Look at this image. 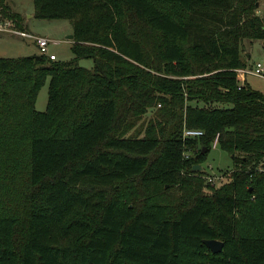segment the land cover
I'll use <instances>...</instances> for the list:
<instances>
[{"label": "trees", "instance_id": "obj_1", "mask_svg": "<svg viewBox=\"0 0 264 264\" xmlns=\"http://www.w3.org/2000/svg\"><path fill=\"white\" fill-rule=\"evenodd\" d=\"M33 3L73 57L0 56V264H264V93L236 71L264 0ZM215 137L219 185L192 169Z\"/></svg>", "mask_w": 264, "mask_h": 264}, {"label": "rangeland", "instance_id": "obj_2", "mask_svg": "<svg viewBox=\"0 0 264 264\" xmlns=\"http://www.w3.org/2000/svg\"><path fill=\"white\" fill-rule=\"evenodd\" d=\"M7 1L11 9L20 14L21 24L26 31L32 34L47 36L50 39L48 49L56 55V59L69 60L73 57L70 49L71 39L66 37L67 34L72 32L70 19L46 18L35 15L33 0ZM258 12L260 13L261 10H258ZM0 18H3L2 15H0ZM4 18L8 17L4 16ZM33 53H38V47L32 37L0 30V56H20ZM241 54L247 60L246 67H253L259 61L264 69V39H245L241 44ZM78 63L91 67L93 60L90 57H84L80 58ZM245 78L246 82L252 87L264 93V77L246 73ZM48 80L49 77L41 85L36 96L35 107L39 110L45 109L46 106ZM149 115H143L140 121L144 123ZM202 166L207 173L205 175L206 181L211 182L210 177L215 175L213 184L219 185L228 177V172L232 168V159L226 150L220 148L218 145H211L207 151L206 158L202 162Z\"/></svg>", "mask_w": 264, "mask_h": 264}, {"label": "built area", "instance_id": "obj_3", "mask_svg": "<svg viewBox=\"0 0 264 264\" xmlns=\"http://www.w3.org/2000/svg\"><path fill=\"white\" fill-rule=\"evenodd\" d=\"M0 30H6L12 33L19 34L21 36H30L34 39L35 44L38 47V53L40 54H46L51 59H56V55L53 52H50L48 49V43L50 39L47 36L39 35V34H32L25 29L18 28L15 26L14 22L11 19L5 18L0 19ZM237 76L239 78V83H241L243 80H245V74L246 73H252L259 76L264 77V69L262 64L258 61L255 63V65L252 67H243V68H236ZM203 131L199 128H185L183 131V134L185 136H196L202 134ZM217 137L213 140L212 145H216ZM215 175H212L210 177L211 182L213 183Z\"/></svg>", "mask_w": 264, "mask_h": 264}, {"label": "water", "instance_id": "obj_4", "mask_svg": "<svg viewBox=\"0 0 264 264\" xmlns=\"http://www.w3.org/2000/svg\"><path fill=\"white\" fill-rule=\"evenodd\" d=\"M70 38L73 37V33H69L68 35ZM204 149V148H203ZM202 165L196 163L192 166V169H202ZM202 241L204 244L211 249L212 252H218L222 249L223 241L217 238H203Z\"/></svg>", "mask_w": 264, "mask_h": 264}, {"label": "crops", "instance_id": "obj_5", "mask_svg": "<svg viewBox=\"0 0 264 264\" xmlns=\"http://www.w3.org/2000/svg\"><path fill=\"white\" fill-rule=\"evenodd\" d=\"M70 33H72V32H70ZM68 35H69V34H67L66 37L69 38V39H72V38H70ZM245 79H246V78H245Z\"/></svg>", "mask_w": 264, "mask_h": 264}]
</instances>
